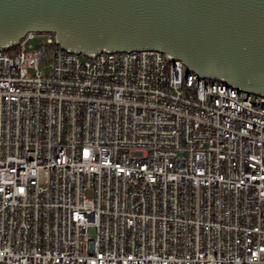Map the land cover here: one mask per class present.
<instances>
[{
  "label": "built area",
  "instance_id": "1",
  "mask_svg": "<svg viewBox=\"0 0 264 264\" xmlns=\"http://www.w3.org/2000/svg\"><path fill=\"white\" fill-rule=\"evenodd\" d=\"M0 264H264V96L160 50L0 48Z\"/></svg>",
  "mask_w": 264,
  "mask_h": 264
},
{
  "label": "water",
  "instance_id": "2",
  "mask_svg": "<svg viewBox=\"0 0 264 264\" xmlns=\"http://www.w3.org/2000/svg\"><path fill=\"white\" fill-rule=\"evenodd\" d=\"M51 32L65 50H160L264 96V0H0V48Z\"/></svg>",
  "mask_w": 264,
  "mask_h": 264
},
{
  "label": "rangeland",
  "instance_id": "3",
  "mask_svg": "<svg viewBox=\"0 0 264 264\" xmlns=\"http://www.w3.org/2000/svg\"><path fill=\"white\" fill-rule=\"evenodd\" d=\"M32 42V41H31Z\"/></svg>",
  "mask_w": 264,
  "mask_h": 264
}]
</instances>
